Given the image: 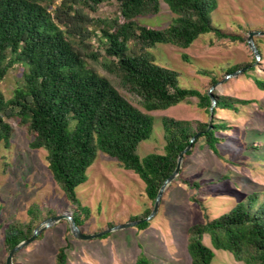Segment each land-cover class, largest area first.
<instances>
[{
    "label": "trees",
    "instance_id": "obj_1",
    "mask_svg": "<svg viewBox=\"0 0 264 264\" xmlns=\"http://www.w3.org/2000/svg\"><path fill=\"white\" fill-rule=\"evenodd\" d=\"M111 1L117 3L118 14L95 21L101 33L97 47L102 50L95 51L90 36L96 34H90L87 27L71 25V19L85 26L77 6L95 13ZM162 2L175 15L170 25L153 29L137 22L139 17L157 15ZM54 3L55 0H0V84L15 65L24 68L22 83L12 98L6 99L0 90V145L8 142L12 132L7 119H18L33 136L30 147L46 150L48 169L73 204L79 203L76 188L87 181V171L98 152L135 173L152 201L197 132L202 135L185 156L208 146L221 157L217 146L223 139L217 134L230 130L226 124L211 127L197 123L195 128L189 121L166 117L162 120L164 154L150 153L141 158L137 149L151 137L154 117L134 106L118 90L129 93L148 112L196 98L198 107L210 113L208 93L180 87L177 73L157 65L146 51L156 44L187 49L209 33L232 39L213 26L210 14L217 8V0H62L51 11ZM101 57L105 61H100ZM90 63H99L107 76ZM256 84L264 89L260 80ZM216 99L213 112L251 103ZM191 186L198 188L197 184ZM192 201L204 210L200 201ZM72 218L79 227L74 215ZM148 225L145 222L137 227L144 229ZM32 234V227L24 231L13 225L6 231L5 247L10 252ZM206 235L216 250L230 252L236 261L264 264V195L262 201L251 196L246 204L237 205L229 213L190 227L188 252L192 264H213L215 252L204 244ZM39 236L38 239L42 237ZM68 248L67 241L58 251L57 264H66ZM135 264L152 263L141 254Z\"/></svg>",
    "mask_w": 264,
    "mask_h": 264
},
{
    "label": "rangeland",
    "instance_id": "obj_2",
    "mask_svg": "<svg viewBox=\"0 0 264 264\" xmlns=\"http://www.w3.org/2000/svg\"><path fill=\"white\" fill-rule=\"evenodd\" d=\"M61 3L62 0H55L51 11ZM76 8L86 23L84 26L72 18L71 25L78 24L87 27L90 34L95 33L96 37L90 36V44L101 52L97 47L101 33L95 21L116 16L117 3H105L95 13L80 6ZM210 17L213 26L232 39L209 33L200 36L187 49L156 44L146 53L157 65L176 72L182 88L209 93L214 87L212 94L216 97L251 103L216 109L212 116L198 107L196 98H190L188 103L148 112L129 93L118 90L134 106L154 117L151 137L137 149L141 158L150 153L164 154L162 120L166 117L189 121L195 128L197 123L211 127L226 124L230 130L217 134L223 139L217 146L221 157L208 146L185 156L180 175L165 190L159 211L146 228L129 226L105 237L77 240L70 232L69 222L62 220L16 253L14 264H57L58 251L67 241L66 264H135L141 254L152 264H192L188 252L190 227L229 213L237 205L246 204L251 196L262 201L264 89L257 86L256 80L264 83V35L253 37L260 59L250 49L248 39L251 33L264 32V0H217V8ZM174 18L162 2L157 15L136 20L142 26L163 29ZM100 61L105 60L101 57ZM90 65L107 76L99 63ZM236 69L243 72L226 79ZM23 72L20 65L8 71L0 84L6 99L12 98L14 90L21 85ZM7 122L12 128L10 139L0 145V264L6 262L9 251L4 239L7 229L13 225L24 231L32 227L34 231L48 218L66 213L75 216L83 234L93 235L144 219L152 212L155 201L147 197L144 182L102 152H98L88 169L87 181L76 188L79 203L67 201L48 169L46 150L30 147L33 136L18 119H7ZM192 199L200 201L204 210ZM203 242L215 252L213 264H243L230 252L216 250L210 236H204Z\"/></svg>",
    "mask_w": 264,
    "mask_h": 264
},
{
    "label": "water",
    "instance_id": "obj_3",
    "mask_svg": "<svg viewBox=\"0 0 264 264\" xmlns=\"http://www.w3.org/2000/svg\"><path fill=\"white\" fill-rule=\"evenodd\" d=\"M256 35H264V32H254V33H251L250 36H249V39H248V45H249L250 49L252 50V52L254 53V55L257 57V59H260V53H259V51H258V49H257V47L255 45L254 40H253V37L256 36ZM241 72H243V70H238V71L234 72L233 74L228 75L226 77V79L230 78L232 75H237L238 73H241ZM213 88L214 87H212V89L208 93L209 94V97L211 99V103H212L211 108H210V111H211V115L212 116H213L214 108L217 105V99L212 94ZM201 135H202V132H197L196 135L191 138L190 145L188 147H186L181 152V154L178 156L177 166H176L175 171L162 184V186L159 189V192H158V194L156 196L153 210H152V212L146 218L141 219V220H136V221L130 222V223L125 224V225H120V226H117V227H114V228H110V229H108L106 231H103V232H100L98 234L85 235V234H83L81 232L80 228L76 225V223H75L74 219L72 218V216L64 213V214H62L60 216L50 217V218H48L42 224V226L36 228L33 231V234H32L31 237H29V238L23 240L22 242H20L16 247H14L8 253V256L6 258L5 264H14L13 259H14V256L16 255V253H18L20 250H22L27 245H29L30 243H32L45 229L52 227L53 225H55L56 223H58V222H60L62 220H67L69 222L70 232H71L72 236L74 238H76L77 240H90V239H95V238H101L104 235H106V234H108V233H110L112 231H116L118 229L126 228V227H129V226H139L140 224H143L145 222L151 221L152 219L155 218V216L157 215V213L159 211L160 203H161V200H162V197L164 195L165 190L180 175L181 169H182V163H183L185 154H187L192 149L193 143Z\"/></svg>",
    "mask_w": 264,
    "mask_h": 264
}]
</instances>
